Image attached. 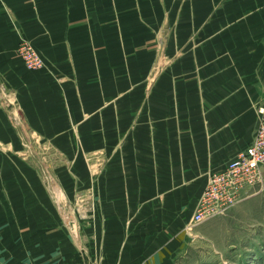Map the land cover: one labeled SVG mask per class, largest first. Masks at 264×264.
I'll use <instances>...</instances> for the list:
<instances>
[{
    "label": "crops",
    "instance_id": "0c3cea01",
    "mask_svg": "<svg viewBox=\"0 0 264 264\" xmlns=\"http://www.w3.org/2000/svg\"><path fill=\"white\" fill-rule=\"evenodd\" d=\"M168 14L177 60L137 102L140 75L154 61V29ZM22 39L46 68L21 62ZM0 85L15 93L30 130L69 159L78 151V119L88 150L117 147L121 159L98 177L94 242L82 250L35 170L0 153V264H178L191 248L185 230L209 174L256 134L264 0H0ZM14 133L0 115L7 150L17 147ZM89 176L78 165L64 184Z\"/></svg>",
    "mask_w": 264,
    "mask_h": 264
},
{
    "label": "rangeland",
    "instance_id": "374dc122",
    "mask_svg": "<svg viewBox=\"0 0 264 264\" xmlns=\"http://www.w3.org/2000/svg\"><path fill=\"white\" fill-rule=\"evenodd\" d=\"M171 15H167L166 26L154 29L152 43L154 61L147 76L140 75L137 84L144 91L137 102L148 100L157 81L177 60L179 50L174 38L177 29L168 26ZM24 40L28 41L41 57L43 66L37 68L28 66L26 60L31 59V53L20 52L21 42ZM21 42L17 47L18 56L26 68L32 71L46 68L47 62L40 50L28 39H22ZM14 97L15 93H10L0 85V115H5L8 125L15 131L14 138L17 140V147L9 150L0 142V153L5 156L10 154L11 158L16 157L18 160L22 159L19 164L35 170L37 179L44 184L47 195L57 210L60 224L66 227L71 241H74L78 249L87 250L94 242L89 237L93 230V219L101 210L96 183L100 174L111 163L117 161L120 165L119 151L115 150L117 147L112 148L113 151L110 153L104 149L88 150L80 128L83 122L78 119L80 123L78 151L69 159L67 151L52 147L53 143L50 140H45L30 130L23 116L24 111L22 112L19 101ZM113 99L111 97L108 104L111 105ZM143 111L144 105L139 109L138 116ZM101 114V110L95 111L94 117ZM78 165L90 176L87 182L73 178L76 184L73 182L69 188L66 183L64 184L65 181H69L67 178L64 181L63 174H68ZM20 168L24 170L23 167ZM251 191L250 197L236 203L228 212L197 225L191 231V248L183 252L184 259L178 264H264V188L255 187ZM185 231L189 234V231Z\"/></svg>",
    "mask_w": 264,
    "mask_h": 264
},
{
    "label": "built area",
    "instance_id": "2783aa9c",
    "mask_svg": "<svg viewBox=\"0 0 264 264\" xmlns=\"http://www.w3.org/2000/svg\"><path fill=\"white\" fill-rule=\"evenodd\" d=\"M20 48V52L31 53V59L26 60L30 68L43 66L44 62L28 41H22ZM258 114L260 120L249 147L231 159L224 170L209 174L208 183L188 222L187 231L191 232L207 219L228 212L243 199L244 189L264 188V103L259 107Z\"/></svg>",
    "mask_w": 264,
    "mask_h": 264
}]
</instances>
